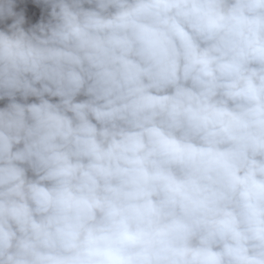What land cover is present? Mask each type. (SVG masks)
Listing matches in <instances>:
<instances>
[{"label": "clouds", "instance_id": "9594fccd", "mask_svg": "<svg viewBox=\"0 0 264 264\" xmlns=\"http://www.w3.org/2000/svg\"><path fill=\"white\" fill-rule=\"evenodd\" d=\"M0 264H264V0H0Z\"/></svg>", "mask_w": 264, "mask_h": 264}, {"label": "bare ground", "instance_id": "6f19581e", "mask_svg": "<svg viewBox=\"0 0 264 264\" xmlns=\"http://www.w3.org/2000/svg\"><path fill=\"white\" fill-rule=\"evenodd\" d=\"M7 103L6 100H0V107H3L5 106V104Z\"/></svg>", "mask_w": 264, "mask_h": 264}]
</instances>
